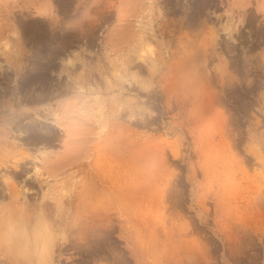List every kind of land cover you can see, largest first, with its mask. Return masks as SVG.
Masks as SVG:
<instances>
[{"label":"rangeland","instance_id":"1","mask_svg":"<svg viewBox=\"0 0 264 264\" xmlns=\"http://www.w3.org/2000/svg\"><path fill=\"white\" fill-rule=\"evenodd\" d=\"M56 19L62 22L66 41L57 47L61 52L53 71L44 78L46 84H104V75L97 67L104 58L121 65L119 71L127 77L140 71L147 80L143 88L135 82L137 85L128 94L126 111L117 104L119 99L114 93L111 95L115 99L105 103L107 126L99 125L100 106L95 96L86 103L79 98L77 101L79 92L74 89L63 95L56 91L50 102L30 103L27 100L32 93L42 90L39 81L34 82L37 85H32V91L31 85L29 91L15 90L24 81L15 73L22 69V64L15 56L9 62L2 54L6 42L13 47L25 45L21 40L15 41L19 38L15 31L23 37L27 26L43 29V44L25 45L27 60L33 62L32 52L46 53L56 45L48 43L61 33L60 29L52 30ZM228 25L231 29L226 30ZM140 35L151 41L145 60L136 54ZM107 49L109 59L105 56ZM75 53L91 66L76 61L79 76L87 75L85 82L84 78L77 79L78 75L60 73L64 61ZM152 58L158 61L156 68L150 66ZM84 67L87 71L83 73ZM26 70L21 73L25 75ZM207 83H212L213 96L223 94L217 95L219 99L216 97L215 101L211 93L206 96L209 100L205 102L215 104L218 99V108L195 112L194 105L202 101L197 94ZM11 97L19 98L25 109L26 113L21 114L24 124L34 120L41 123L43 132L48 128L55 130L59 126L58 116L64 115L66 121L81 128L77 140L82 141L73 145V155L68 153V159L64 151L69 138L66 139L64 130L58 131L62 140L54 139L47 145L29 144L24 130H13L15 139L8 137L5 141L14 140V145H0L8 153H0V190L4 194L0 196V209L8 212L6 208L11 202L7 183H14L20 194L21 186L27 182L29 204L51 203L50 215L46 217L38 218V211L28 210L37 216V224L27 226L34 234L40 223H48L51 236H45L54 244L50 264H264V0H0L2 109ZM59 101L63 102L60 107ZM15 104L16 109L19 105ZM139 107L144 109V120L137 114ZM119 109L126 115L120 118L122 122L119 121L115 134L128 129V154L132 155L128 166L137 164L143 169L147 176L145 192L138 202L135 199L125 206L115 205L110 213L113 223H85L84 207L80 211L71 209L67 219L80 223L59 222L54 217L70 208L58 199L63 190L66 194L73 189L79 192L84 182L90 190L96 189L93 146L99 144L101 151L106 149L105 132ZM110 142V155L124 158L121 144L113 139ZM25 150L29 151L28 157L22 155ZM59 155L68 163H56L55 157ZM17 159L20 165L16 164ZM35 166L42 171L41 176L34 175ZM18 172H24L21 178L15 177ZM19 196L20 202L23 197ZM12 222L17 224L18 220ZM0 224L8 230L6 236L5 229H0V251L18 252L15 243L21 242V235L13 232L10 224ZM79 232L82 239L77 236ZM32 249L39 252L34 246ZM91 251L96 252L93 257ZM0 257L8 264L6 256ZM36 261L39 262L38 258Z\"/></svg>","mask_w":264,"mask_h":264},{"label":"bare ground","instance_id":"2","mask_svg":"<svg viewBox=\"0 0 264 264\" xmlns=\"http://www.w3.org/2000/svg\"><path fill=\"white\" fill-rule=\"evenodd\" d=\"M62 4L66 6V4L64 2ZM259 11H260V9H259ZM30 12H32V11H29V14H31ZM144 25L146 27V24H144ZM54 29H60L61 33L59 34V37H56V36L53 37L48 43L53 45L52 42H56V45L55 46L53 45L52 50H50L49 52H46V53L45 52L36 53V51L32 52L33 56L35 57L33 59V62L30 59H29V61L27 60L28 52L25 49V45H29V43L32 45L35 43L40 44L41 42L43 44L44 39H42V37H41V34L44 32L43 29H41V28L38 29V28H36L35 25L27 26L25 31L23 32V34H21L23 37H20L18 34L19 32L15 31L14 34L18 35V37H19V38H16L15 41L18 42L19 40H21L22 42L25 43V45L23 43H21L19 46L17 45L16 47H13V46H10L9 42H6L5 48L2 49V54L7 57V60L9 62H12L13 61L12 59L15 56L17 58V61H19L22 64L21 70L28 69V70L24 71L25 75H23V73H21V70H19V69H17L15 71V73L17 75L20 74V77L24 78V81L22 83H18L15 90H17V89H19V90L28 89V91H29V86L31 85L30 90L32 91V85H34V84L37 85L34 82L39 81L41 84L42 90H39V91H36L35 93H32V96H30L27 100L28 102L30 101V103H35V102L40 103V102H46V101L50 102L54 98V94H56V91H57V93L58 92L60 93L59 95H63V94H67L70 90H74V89L77 90V92H79L78 95L76 96V99L79 98V99L83 100L85 103L88 100H90L91 97L95 96L94 97L95 99L94 98H91V99L92 100L94 99L96 102H98V104L100 106L99 112L97 113L99 125H100V127H104L105 125L107 126L108 123L106 122V119H105L106 118L105 117V115H106L105 103L110 102V100H112L114 98V96H113V98H111V95L114 93L115 97L119 99V103H117V104L120 107H122V110L126 111L125 110L126 105L129 103V100H130L128 97L129 96L128 94H130L132 92V90H134L133 89L134 85H137V84H135V82L138 83L140 86H142L141 88H143L144 86H146L145 81H147V80L144 79V76L142 75V73L140 71H134L132 74V77L129 78L122 71H119L120 70L119 67H121V65H116L114 63L112 64V62L110 60H109V62H108V60L105 61V58H104V62H102L103 60H102V58H100V62H102V64H100V65L98 64L97 67L99 68L98 72H100L102 76L104 75L103 76V78L105 79L104 84L99 83V85L95 86V87L93 86L94 83H91L89 86H87V84H83L81 82H80L81 84H78L76 86H75V84L73 86H70L68 83L65 84V86H64V84L61 85L59 83L60 85H57L56 87H54V86H51L49 84H46L44 78L46 77V74L48 72L53 71L55 64H56L55 59L59 56V54L61 52V49H59L57 47H58V45H60L62 47V45L66 41L65 30H64V27H63L61 21H58L57 19L55 20V25H54V28L52 30H54ZM75 29L77 30V27H75ZM228 29H231L230 25H228L226 27V30H228ZM147 35H148V33H147ZM139 40H140V42L138 43L139 46L137 47L136 54H137L138 58H140V59L143 58L145 60V57L147 56L146 52L151 47V41L148 39V37L146 35H140ZM208 46H209V44H208ZM233 48H231L232 51H233ZM144 53H145V55H144ZM105 56H107L106 57L107 59L110 58L109 57L110 56V49L109 50L107 49L105 51ZM188 57H189V55H188ZM77 60H81L83 62V66L87 67L88 64L85 63V60L82 58V55L79 53H75L71 58H68V61H66V60L64 61L63 66L61 67L60 73L62 74V72H66L67 75H69V76L78 75L77 79L84 78V82H85L87 80V75L83 76V77H82V75L79 76L80 74H78L79 71L77 70L78 66L76 63ZM157 63H158V61H156L155 59L152 58V62L150 64V66H153V67L156 66L157 67ZM138 66L140 67V70H141L142 66L141 65H138ZM86 67L83 68V70H82L83 73L85 71H87ZM89 67H91V66H89ZM89 67H88V70L92 71V68L89 69ZM129 68H131L130 63H128V69ZM96 70H97V68H96ZM77 71H78V73H77ZM214 73H216V72H214ZM221 74H222V72H221ZM208 76H210V75H208ZM218 76H216V77H218ZM182 82L183 81H181V83ZM78 83H79V81H78ZM174 83H172V84H174ZM221 83L223 84V80ZM211 84L212 83L205 84L202 87L204 91L201 90L202 93L197 94V99L199 100V98L201 97L202 101L197 102L196 104L194 103L195 104L194 106L196 108V109L194 108L195 112H196V110H202V111L206 110V112H207V110H210V109L212 111L213 107L216 109L218 108V106L215 105L216 103L218 104V102H217L219 99L218 97L221 95V94H219L218 91H217L218 93H216V91H215L216 97H217V95H219L217 97L218 99L216 100L215 104H213L214 102H212V103H210L209 101L205 102L208 99V98L206 99V96L209 95L211 92H213L212 87H210ZM232 85H234V84H232ZM172 86H169V88L170 87L172 88ZM227 86H228V84H227ZM139 87L136 86V88L141 89ZM213 87H215V86H213ZM190 88H191V86H190ZM187 90H188V88H187ZM189 90H191V89H189ZM170 92H172V91H170ZM187 93H189V91ZM195 93H197V92H195ZM15 94H16V92H15ZM171 94H173V93H171ZM101 95H103V96H101ZM181 95H179V96H181ZM213 95H214V92H213ZM213 95L211 93L210 97L211 96H212L211 98L214 97L213 99L215 101L216 97ZM185 96H187V95L185 94ZM185 96H184V98H185ZM222 98H220L221 101H222ZM181 100H182V104H183V101H184L183 98ZM187 100L188 99H186L185 101H187ZM77 101H79V100L77 99ZM179 101H178V103H179ZM185 101H184V104L186 103ZM221 101L219 100V102H221ZM16 102L18 103L19 106H18V108L15 109L14 106L16 105L15 104ZM113 102H115V100ZM20 103L21 102H20L19 98L14 99L13 97H11L8 104L6 105L5 109H2L4 106H2V104H0V145L5 144V145L9 146L12 143H14L13 142L14 140L11 142L5 141L6 138H8V137H10V138L15 137L13 135L14 134L13 130H16V131L24 130V132H26V139H27V142L29 141L28 142L29 144L30 143H34V144L37 143V144H44V145H47L51 140H54V139H61L62 140V137L60 138L58 135L62 134V133H59L60 130H64V132L67 136L66 139L69 138V141H70V143H68L69 141L67 142V144H69V145L66 148V150L64 151V152H66V154H67L66 157L68 159L70 157L69 154H72V150H73L72 148L76 145L75 143H77L78 141H80V142L82 141V139L77 140L78 137H80L79 134H80L81 128H79V126H77V127L73 126L76 124H73L69 121H66L67 117H65L63 115V116H58L59 119L57 120V123L59 126L57 128L55 127V130L52 128L51 129L48 128L46 130V132H43L42 131L43 126L38 121L33 120L32 123H30V124L22 123L23 119H22L21 114H25L26 112ZM62 104H63V102H61V101L58 102L59 107L62 106ZM182 104H181V106H182ZM190 104H191V102H190ZM188 105L189 104H187L186 106H188ZM223 105L221 102L222 107H223ZM179 106H180V104H179ZM183 106H185V105H183ZM221 106L219 107L220 110L223 109ZM138 109H139L138 112L136 110L137 114L139 116H141V118H140L141 120H144V119H142V118H144V116H143V114H144L143 110L144 109L142 107H139ZM184 109H185V107H184ZM34 110H35V113H38V109H34ZM218 110H215V111H218ZM211 111H209V112H211ZM68 112H70V111H68ZM2 113H6L7 115L3 116ZM122 115L124 116L126 114H123V112L121 113L120 109H119V112H117L114 115L115 120H113L110 124L112 126L108 129V131L105 132V134H106V136H105L106 149L104 151H101V149L99 148V146H100L99 144H95L93 146V150L96 153L95 161L93 162V168H94L93 175L95 176V178L94 177L93 178L96 179L95 180L96 183H94L96 185V189L90 190L88 188V186L86 187L85 182H84V184H83L84 187H82L83 189L80 190L79 192H76L75 189H73L72 191L70 190L71 192L69 194H66V193H64L65 190H63L61 196L58 199H60V200L63 199V201L65 203H67L70 208L67 209L66 213L64 212L65 214H61V213H59L60 211L57 210L59 214L56 215V217H54V218L59 220V222L62 223L64 221L65 223H80V222H72V221L67 222V219L69 216H71V209H75L77 211H80L81 210L80 208L84 207L85 209L83 208L84 209L83 215L85 216V219H86L85 223H90L91 225L95 224L96 226L98 225V223H113L112 216L110 215V213H111V209L115 205L119 204V205L125 206L126 203L129 204V202H131V200H135V199H137V202H138L140 195H142L143 192H145V190L147 188L146 187L147 176L142 172L143 169H140V167H139L140 165L137 166V164L136 165L132 164V165H130V167L128 166L129 163L131 164L130 158H132V155L128 154V152H129L128 148L130 147V144H131L129 142V139H131V135L130 136L127 135L128 129L125 128L126 129V131H124V132H126L125 135H123L124 132H122L120 134V130H119L118 134H115V131L117 130L116 127H118L117 125H119V121H120V118L122 117ZM7 116H10V117H7ZM80 116H82V115H80ZM133 117H134V115H133ZM45 118H47V117H45ZM201 120L203 121V119H201ZM153 121L154 120H152V122ZM196 121H198V120H196ZM67 122H69V123H67ZM121 122L122 121H120V124H121ZM94 123H95V121H94ZM70 124H72V125H70ZM24 126H25V128H23ZM123 126H124V123H123ZM63 135H64V133H63ZM112 139L114 141H116V143L118 145L121 144L120 147L122 149V153L125 156L124 158H121V159L116 158L115 159L110 155L111 150L108 149V147H110V144H111L110 141ZM100 143H102V142H100ZM13 145L14 144H12V146ZM141 149H140V151H141ZM26 151L27 150H25V152L22 153V155L24 157L29 156V151L28 152H26ZM0 153H2L4 155L8 154V153L5 154L6 150H2V149H0ZM41 153H43V152L41 151ZM141 153H139V154H141ZM4 155H3V158H4ZM33 155H35V157L37 156L36 154H33ZM128 155H129V157H126ZM103 158H104V161L102 160ZM65 159H64V156L59 155V156L55 157L54 161L56 163L62 162V164L66 163V162L68 163L69 160H65ZM7 160H9V158ZM51 162H50V168L52 167ZM16 164L20 165L19 159L16 160ZM53 165L55 166L56 164H53ZM142 165H144V163ZM86 168H88V167H86ZM143 168H145V166ZM33 169H35V171H34L35 176H37V175L41 176L42 175V171L40 172V168L35 166V168H33ZM90 171H92V169ZM24 172H25V170H24ZM24 172L16 173L15 177L21 178V175H22V173L24 174ZM25 174H28V173L25 172ZM30 175L31 174H29V176ZM90 178H91V176H90ZM26 180L27 179L22 180L21 183L26 181ZM11 181H13V179ZM90 181H91V179L89 180L88 183H90ZM15 184H17V183H15ZM48 184H50V182ZM53 184H51V185H53ZM90 184H88V185H90ZM27 185L28 184L26 182L25 184H23L21 186V192L19 194V189L16 190L14 183H12V184L7 183L8 195H9L11 202L7 205V208H6V209H8V212H4L3 209H0V223H2L3 225L5 223H8V225L10 224V226L14 230L13 232H15L17 235H21L22 239H21V242H18L17 244L15 243V246H17V247L19 246L18 252L7 253V252H1L0 251V255L6 256V258H8V260H7L8 264H50V260L53 257V252H54V248H53L54 246L53 245L54 244L51 243L53 240L50 239L49 236L48 237L45 236L46 234L49 235L51 233L50 232L51 230L47 231V224L48 223L47 224L46 223H40L39 226L37 227V230L34 232V234H31V232L29 231L27 226L29 225V227H30L31 226L30 224H32V223H35V225H36L37 224L36 223L37 216L39 218V216L40 217H46V216L50 215L49 207H50L51 203L44 200L46 202L41 201L39 203L36 202L37 204H29V202L27 200L28 199V196H27L28 188H26ZM72 185H73V183H72ZM41 187H43V186H41ZM21 194H22L21 197H23V198L19 202L18 199H20L19 195H21ZM0 196H4V194L1 193V190H0ZM65 196H67V198H64ZM28 210L38 211L37 216H35L32 211L28 212ZM11 220L12 221L18 220V223L15 224ZM57 220L55 222H57ZM4 226H2L0 224V229L3 228ZM70 227L68 226V228H70ZM3 229H5V231L3 230V233L7 236L8 234H6V233H8V230L6 232V227ZM8 229L10 231V228H8ZM70 230H72L74 232L73 229H70ZM107 231L109 232V229ZM80 232H81V230H80ZM80 232L78 233L79 235H77V236H79V238L82 239ZM13 235H14V233H13ZM10 236H11V234H10ZM14 236H16V235H14ZM50 236H51V234H50ZM73 236L71 235V237H73ZM56 237H58V236H56ZM76 240H78V239H76ZM65 241H64V243H65ZM74 241L75 240H73V242ZM76 243H79V245H81L79 240L76 241ZM65 245H63V246H65ZM73 245H74V243H73ZM20 246H22V247H20ZM33 246L35 247V249L38 248V250H39L38 253H36V250L32 249ZM23 247H25V248H23ZM70 247H71V245H70ZM84 248L86 249V247H84ZM92 248H93V246H92ZM61 249H62V246H61ZM63 250L64 249H62V251ZM95 253H96L95 251H91L92 257L95 255ZM62 254L60 253V255H62ZM1 258L2 257H0V264H5L6 262L3 263ZM37 258H38L39 262L36 261ZM73 263H74V261H73Z\"/></svg>","mask_w":264,"mask_h":264}]
</instances>
